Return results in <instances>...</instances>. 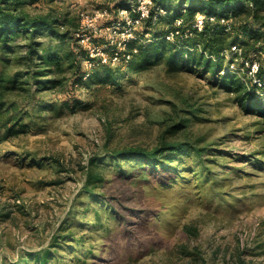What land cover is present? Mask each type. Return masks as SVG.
<instances>
[{
  "label": "rangeland",
  "instance_id": "1",
  "mask_svg": "<svg viewBox=\"0 0 264 264\" xmlns=\"http://www.w3.org/2000/svg\"><path fill=\"white\" fill-rule=\"evenodd\" d=\"M157 1L172 12L160 34L181 6L235 7L226 41L250 52L264 44V0L258 24L250 0ZM135 4L4 6L47 17L54 31L0 43V264H264V91L242 105L252 81L242 62L197 67V50L183 64L169 59L170 45L156 59L151 36L132 44L143 50L128 63L92 58L94 48L130 53L143 23L124 19ZM163 143L195 145L202 156L164 152L147 165L111 154Z\"/></svg>",
  "mask_w": 264,
  "mask_h": 264
},
{
  "label": "trees",
  "instance_id": "2",
  "mask_svg": "<svg viewBox=\"0 0 264 264\" xmlns=\"http://www.w3.org/2000/svg\"><path fill=\"white\" fill-rule=\"evenodd\" d=\"M20 0H0V43L2 44V48H4L16 35L20 33H29L31 32L32 35L38 34L39 31H54L53 23L47 17H32L28 13L25 12H18L17 9H9L6 6L8 3L16 2L19 3ZM236 0H207V6L210 8V5L213 3L221 4V5H232L235 4ZM248 1V0H247ZM250 5L255 9L252 14V18L256 21L254 24H258L260 21V17H258L257 13V4L263 3L258 0H250ZM162 8L165 10V13L162 15H158L157 18L154 20V15L159 12V9ZM181 8L179 12H176L172 19L168 23L169 25L166 27L163 33L160 34L156 31V28L166 20H169L172 12L169 8L161 2L157 0H153V4L149 6V16L143 20L142 25L139 27L141 30L137 31V38L135 40L129 41V49L130 51V58L126 60L125 58L121 59V62H130L134 58H136L143 50V44L138 51H134L132 44L143 42L147 36H151L149 47H151L156 59L160 58L159 56L163 51L167 48L168 45L172 47L169 59L180 61L183 64L188 63L191 58H195L193 51L199 52L197 60L194 59V66L197 67H205V63H210L211 61L214 63L221 62L222 60L228 61V66L231 62L240 61L242 65L244 64L245 59L252 60L251 53L255 52L254 58L257 59L260 63L258 76L264 79V44L257 45L258 43L254 44L253 51H247L244 47L240 46L239 43L229 44L224 37L227 32H232L234 29V21L231 22V30H226V28L221 23V19H233V16L237 17L238 14L241 12L240 9L232 8L226 11H219L213 10L205 12L208 17H215L214 22H210L209 20L206 21L203 28L198 30L197 28L193 27L194 19L196 11L198 10L193 5L189 7H179ZM234 10V11H233ZM181 19L180 25H175L176 20ZM252 20V22H254ZM262 28H264V22L260 24ZM244 27V25H243ZM175 33L174 39L171 41H166V36L170 33ZM195 38H200L201 44H196L194 46L193 40ZM233 45H238L242 47L241 55L234 53L231 50ZM186 51L185 53L182 51ZM82 52L87 55V51L82 49ZM250 52V54H249ZM51 62L58 60L57 56L48 57ZM206 60V61H203ZM100 61V60H99ZM119 62V64L121 63ZM93 64V63H92ZM104 65V64H102ZM212 66V65H211ZM89 67H92L90 65ZM90 69V68H89ZM231 74L234 76H239L238 70L230 69ZM85 73L87 70L85 69ZM230 74V75H231ZM80 80V79H79ZM54 80L48 81V83H53ZM248 84V83H247ZM249 85V84H248ZM250 89L247 94H244L245 97L241 99V103L243 105L244 100L246 98H253L256 96L257 91L262 90L264 91L263 87H258V85L254 83H250ZM9 88L3 87V90L6 91ZM256 92V93H255ZM255 94V95H254ZM248 106V104L246 105ZM250 110H254L256 107L249 104ZM258 114H264L262 111H258ZM185 150H193L197 151L198 156H202L201 149L196 147L195 145H191L188 143H163L161 147L147 150L146 148L135 146V147H127L120 151H114L111 154L115 155V158H130L132 160L137 161L138 163L147 164V165H157L159 164L160 155L164 152L181 154ZM92 175L90 177L91 182ZM97 179V178H96ZM94 180V178H93Z\"/></svg>",
  "mask_w": 264,
  "mask_h": 264
},
{
  "label": "built area",
  "instance_id": "3",
  "mask_svg": "<svg viewBox=\"0 0 264 264\" xmlns=\"http://www.w3.org/2000/svg\"><path fill=\"white\" fill-rule=\"evenodd\" d=\"M135 5H133V9L132 12H134L136 15L134 18L129 17V15L125 14L124 15V19H126V22L128 25H130L131 23H140L142 22L145 18H147L149 16V6H151L153 4L152 0H135ZM127 11V10H126ZM126 11H122L125 12ZM165 13V10L160 8L159 12L157 14H155L154 20L157 18L158 15H162ZM107 11L103 10L102 12L97 13L96 17H104L105 15H107ZM98 19V18H97ZM209 20L210 22H214L216 19L215 17H208L206 14H202L200 12H197L195 14V19H194V24L193 27L197 28L198 30H201L204 26V24L206 23V21ZM178 23H176V25H180L181 21H179V19L176 21ZM231 19H221V23L223 24V26L226 28V30H231ZM178 32H173L170 33L169 35L166 36L167 40H173L175 34ZM132 33H130V37ZM90 50V56L92 58L94 57H98V59L102 62V63H111V64H118L119 62H121V57H120V52L118 51H112L110 54H108V52H106L104 49H100V48H94V49H89ZM231 50L234 53H237L238 55H241L242 53V48H240L238 45H233L231 47ZM95 51V53H94ZM97 51V52H96ZM256 55V54H255ZM255 55H252L251 57L253 58L252 60L250 59H245L244 60V64L243 66L246 67L247 69V76L252 79V83L258 85V87H263L264 86V79L260 78L258 76V70H259V61L257 59L254 58ZM130 53L128 54H124L123 57L128 60L130 58ZM232 68H234V65H231Z\"/></svg>",
  "mask_w": 264,
  "mask_h": 264
}]
</instances>
